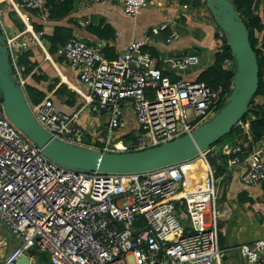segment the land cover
<instances>
[{
    "label": "built area",
    "instance_id": "1",
    "mask_svg": "<svg viewBox=\"0 0 264 264\" xmlns=\"http://www.w3.org/2000/svg\"><path fill=\"white\" fill-rule=\"evenodd\" d=\"M86 1L120 5L129 18L140 16L148 7V0ZM7 2L25 24L17 35L5 37L15 75L23 86L16 55L30 44L19 39L29 34L30 43L40 45L37 36L42 33L36 36L29 18L21 13L44 15L47 0H0V4ZM260 6L257 15L264 26V0ZM165 29L161 25L151 33ZM216 34L221 51L226 37L220 29ZM255 38L263 49L264 71V30H256ZM149 43L148 38L132 41L109 60L101 47L72 37L56 53L76 73L79 87H69L82 107L68 113L45 99L30 106L32 118L53 141L82 145L85 132L78 122L80 114L89 111L103 116L106 140L101 147L90 146L103 153L141 151L190 135L214 117L229 95L201 82L170 78L198 68L199 57H155ZM223 65L235 71L233 57L225 58ZM234 128L237 143L227 151V164L245 162L240 183L257 185L264 193V144L250 151L247 121L240 120ZM242 134L248 141L240 142ZM113 136L119 141L113 142ZM214 150L210 147L193 159L146 173L73 169L48 158L11 122L0 104V224L17 242L0 264H16L32 250L47 252L50 264H219L224 253L218 243V221L227 211L217 205L215 172L205 158ZM198 163L205 169V193L183 196L185 167L196 168ZM239 252L247 264H264V238L240 246Z\"/></svg>",
    "mask_w": 264,
    "mask_h": 264
},
{
    "label": "crops",
    "instance_id": "2",
    "mask_svg": "<svg viewBox=\"0 0 264 264\" xmlns=\"http://www.w3.org/2000/svg\"><path fill=\"white\" fill-rule=\"evenodd\" d=\"M230 1L242 7L251 0ZM257 2L258 11L261 9L260 0ZM48 11L45 8L44 15L28 11L21 13V16L27 15L29 18L28 25L32 27L34 34L37 36L42 33V35L37 36L40 45L31 44L29 34L19 39V41H26L30 44L27 50L16 55L17 71L25 82L23 86H20L5 45V37L6 35H17L25 29V24L8 2L0 4V63L9 75L14 89L17 87L15 92L18 98L22 97V101L19 100L28 110H30V106H35L45 99H51L58 109L68 113H76L82 107L81 99L69 87H79L76 73L68 68L56 53L57 49L63 47L72 37L87 44L99 46L101 49L109 47L112 49L113 60L123 53L132 41L146 38L150 40L149 47L155 57L197 55L200 60L198 68H191L179 75L170 76L172 79L188 81H198L200 74L213 64L215 53L219 51L216 34L219 29L206 8L205 0H148V7L136 18L126 17L120 5L114 3L89 4L86 0H74L69 15L57 21L48 19ZM80 22L85 23L86 26L81 27ZM161 25H166V29L153 35L151 30ZM99 26H107L111 29L113 37L109 41L101 39L90 30V27L97 28ZM55 27L67 38L64 40V45L57 44L55 50L51 51L52 45L47 41L46 36H51ZM101 51L104 54L103 50ZM222 67L226 70L224 65ZM233 72L235 73V71ZM261 79L264 81L263 70ZM29 89L33 90V94L30 95ZM41 94L44 97L35 103L34 99L40 97ZM253 107L256 112L260 111L264 115V97L257 96L253 101ZM84 112L78 119L80 127L87 132H92V130L97 132L94 127H91L90 130L81 125L80 121ZM93 116L101 120L100 116ZM253 119V115L250 114L249 120ZM249 130L251 133V127ZM97 133L100 135L98 140L104 143L106 138L102 137L101 133ZM236 140L237 133L219 143L211 154L215 171L219 175L217 205L221 210L227 211L218 221V243L220 250L224 253L219 264H247L239 252V247L264 238L263 190L257 185L244 186L240 183V175L246 169L245 162L231 167L227 164L229 159L227 151L236 145ZM243 141L248 140L242 134L240 142ZM101 142L93 146L101 147L98 146ZM262 144H264V134L263 138L254 145L249 141L250 151L257 149ZM85 145L86 147L92 146L89 140ZM201 184V179L194 185L185 184L181 195H203L205 191ZM0 232V236L4 239L0 243L2 247L0 262H2V259L17 247V242L2 224H0ZM7 244H9L8 247ZM28 253L25 257L29 264H35V259Z\"/></svg>",
    "mask_w": 264,
    "mask_h": 264
},
{
    "label": "water",
    "instance_id": "3",
    "mask_svg": "<svg viewBox=\"0 0 264 264\" xmlns=\"http://www.w3.org/2000/svg\"><path fill=\"white\" fill-rule=\"evenodd\" d=\"M205 4L218 29L225 34L235 61V73L225 106L190 135L141 151L103 153L89 149L85 154L74 153L68 144L53 141L34 121L19 100L2 63L0 104L11 122L27 138L37 144L48 158L65 167L100 174H138L193 159L225 138L248 112L250 101L257 92L260 70L248 30L233 3L230 0H205ZM16 264H29V261L23 256Z\"/></svg>",
    "mask_w": 264,
    "mask_h": 264
},
{
    "label": "trees",
    "instance_id": "4",
    "mask_svg": "<svg viewBox=\"0 0 264 264\" xmlns=\"http://www.w3.org/2000/svg\"><path fill=\"white\" fill-rule=\"evenodd\" d=\"M257 1L259 0H251L248 4H244L242 7L237 5L235 2H232L236 11L239 13L240 17L242 18L248 30V34L250 37V45L256 54L260 69L257 92L250 101L248 112L241 118L242 121L248 120L247 124L249 127H251L252 145L258 143L263 138V134H264L263 132L264 115L260 111L256 112L255 108L253 107V101L257 96L264 97V81L261 79L262 61L260 59L263 49L260 46L258 39L255 38V31L256 30L263 31L264 26L261 17L257 15V7H258ZM256 2H257V6H256ZM197 3L200 4L199 2ZM73 4H74V0H47L46 8L49 10L48 19L50 21H57L67 17L70 13ZM90 30L96 35H98L101 39H105L107 41H109L113 37V33L111 29L107 26L104 27L99 26L97 28L90 27ZM62 33L59 32V30H57V27H55L54 32H52L51 36H46L47 41L52 45V48L50 49L51 51L55 50L57 44L58 45L65 44L64 40L67 38V36H64ZM102 50L109 60H113V56L111 55L112 49H110L109 47H105V48L103 47ZM227 57H233V56L230 52L228 44H226L225 42L221 48V51L215 53L213 64L209 66L205 71H203V73L200 74L197 82L204 83L213 90L222 89L226 94L229 95L232 90L231 86H232V79L234 72L224 70L222 67L224 59ZM29 92L30 95L33 94V90L29 89ZM43 97L44 95L41 94L40 97L34 99V102L38 103ZM224 106H225V102L221 104L219 109H221ZM250 114H252L254 118L251 121L249 120ZM236 132H237L236 129L233 128L230 131V133L227 136H225V138L221 139L219 142H217L211 147H216L220 142H222L223 140L229 137H232ZM248 148L250 149L251 147L249 146ZM196 168L198 169V173H199L198 180L202 179L201 170L203 172L205 170L203 164L199 163L196 166Z\"/></svg>",
    "mask_w": 264,
    "mask_h": 264
},
{
    "label": "rangeland",
    "instance_id": "5",
    "mask_svg": "<svg viewBox=\"0 0 264 264\" xmlns=\"http://www.w3.org/2000/svg\"><path fill=\"white\" fill-rule=\"evenodd\" d=\"M227 44V42H226ZM162 56H160L161 58ZM15 89L17 90V87H15ZM19 99L22 101V97L20 96ZM223 108V107H222ZM221 108V109H222ZM219 109L215 114L214 116L221 110ZM94 114L90 113L89 111H85L84 114H83V117L81 118V125L82 126H85V128H88L91 130V127H94L95 130H97V132L101 133V136L106 138L107 136V132H106V129L104 127V124L106 122V118L105 117H101V120H99L98 118H94L95 116H93ZM98 117V116H97ZM34 121L35 120V117H33ZM85 134H84V137L82 138V145H67L69 150H71L72 152L74 153H77V154H85L89 149L90 147H86L85 143L90 142V144L93 146V145H97L98 143H100L101 141H99L98 139H100V135L95 132L94 130H92V132H87L85 131ZM116 141H119L117 140L116 138H114L113 136V142H116ZM224 141V140H223ZM222 141V142H223ZM220 142V143H222ZM102 142L101 144H99L98 146H102ZM212 155L211 154H208L205 156V158L210 162L213 170L215 171V167H214V164L212 163ZM202 162V161H201ZM199 164V163H198ZM192 167H185V172L189 171ZM201 174H202V179L201 181L203 182V180L205 179L206 175L204 174V172L201 170ZM218 178H219V175L218 173L215 171V180H216V188H217V185H218ZM1 234V232H0ZM7 236V234H5ZM4 241V239L0 236V243ZM15 243V242H14ZM9 246V244H7V247ZM15 246H16V243H15ZM2 247L0 246V249ZM13 248H14V245H13ZM41 253V254H40ZM29 256H32L34 259H35V264H48V262L50 261L49 260V254L47 252H40V251H37V250H32L31 252L28 253Z\"/></svg>",
    "mask_w": 264,
    "mask_h": 264
},
{
    "label": "bare ground",
    "instance_id": "6",
    "mask_svg": "<svg viewBox=\"0 0 264 264\" xmlns=\"http://www.w3.org/2000/svg\"><path fill=\"white\" fill-rule=\"evenodd\" d=\"M186 167H192V168L186 172L187 181L185 184H191V185L196 184L198 181V175H199L198 169L194 168L193 166H186ZM201 187L203 188L202 184H201Z\"/></svg>",
    "mask_w": 264,
    "mask_h": 264
}]
</instances>
